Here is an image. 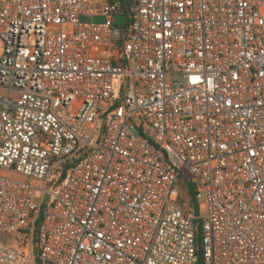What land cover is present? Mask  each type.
<instances>
[{
	"label": "built area",
	"instance_id": "obj_1",
	"mask_svg": "<svg viewBox=\"0 0 264 264\" xmlns=\"http://www.w3.org/2000/svg\"><path fill=\"white\" fill-rule=\"evenodd\" d=\"M126 1L0 0V264H264V0Z\"/></svg>",
	"mask_w": 264,
	"mask_h": 264
},
{
	"label": "rangeland",
	"instance_id": "obj_2",
	"mask_svg": "<svg viewBox=\"0 0 264 264\" xmlns=\"http://www.w3.org/2000/svg\"><path fill=\"white\" fill-rule=\"evenodd\" d=\"M117 23H123L125 21V18L123 16H120V15H117ZM88 18H85L83 17L82 20L83 21H86ZM95 20L97 22H102L104 21V17L103 16H97L95 18ZM0 53H1V44H0ZM3 172H6L10 177H19V175L15 174L14 172H11V171H3ZM41 197H42V194L38 191L35 192V201L36 202H40L41 200ZM184 197L186 198V201L187 202H190L192 204V207L195 208L196 211L200 212V213H205L206 212V201L204 199H201L199 202H198V205L195 204V202L192 201L189 193L184 190ZM0 240L4 241L6 244H8L9 246H12L14 248L17 247V241H16V238H14V235L10 232H1L0 233Z\"/></svg>",
	"mask_w": 264,
	"mask_h": 264
},
{
	"label": "trees",
	"instance_id": "obj_3",
	"mask_svg": "<svg viewBox=\"0 0 264 264\" xmlns=\"http://www.w3.org/2000/svg\"><path fill=\"white\" fill-rule=\"evenodd\" d=\"M120 2H121V7H122V9L125 11V5L127 4V1H126V0H120ZM75 162H78V159H77V160H69V161H67V162L63 165L61 171H62L63 173H65L66 170H67L70 166H72ZM190 193L192 194V189H191V188H190ZM36 264H42L41 260H40L38 257L36 258Z\"/></svg>",
	"mask_w": 264,
	"mask_h": 264
}]
</instances>
